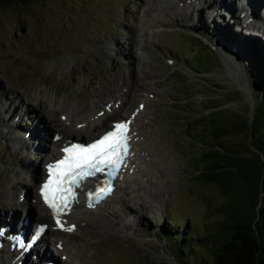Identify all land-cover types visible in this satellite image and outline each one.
I'll list each match as a JSON object with an SVG mask.
<instances>
[{"label":"rangeland","instance_id":"374dc122","mask_svg":"<svg viewBox=\"0 0 264 264\" xmlns=\"http://www.w3.org/2000/svg\"><path fill=\"white\" fill-rule=\"evenodd\" d=\"M180 6L178 0L0 2V212H24L35 200L32 211L42 213L36 194L41 175L36 181L21 166L37 163L42 174L48 154L38 162L39 154L11 141L13 131L20 134L28 127L20 112L30 113V123H36L37 114L51 135L54 125L65 120L62 108L77 107L82 116L94 109L93 102L123 98L126 113L109 116L106 128L110 120L126 119L138 103L145 105V119L159 122L154 143L160 169L149 180L152 186L143 183L138 195L126 189L113 194L125 195L124 204L132 211L125 212L116 198L110 215L91 214L90 223H75L71 232L46 228L39 247L53 250L52 240L64 242L62 247L75 257L69 264H212L210 238L223 220L225 197L214 181L198 174L212 163V157L202 155L209 143L231 146L246 138L229 128L239 119L249 121L258 99L252 89L254 69L245 55H264V35L240 32L238 12L236 18L223 19L205 10L203 17ZM178 11H187V18L182 20ZM222 54L239 63L236 74L226 72ZM6 99L15 110L9 122ZM208 119L224 125L219 139L197 129ZM65 126L62 140L91 139L105 129L86 137L84 130ZM97 223L108 226L98 228ZM178 229L181 237H192L179 241ZM51 253L44 260L60 264L63 257Z\"/></svg>","mask_w":264,"mask_h":264},{"label":"bare ground","instance_id":"6f19581e","mask_svg":"<svg viewBox=\"0 0 264 264\" xmlns=\"http://www.w3.org/2000/svg\"><path fill=\"white\" fill-rule=\"evenodd\" d=\"M178 1L181 4L180 7L195 10L198 11L199 13L202 12L200 16L203 15L206 10L210 12L209 16L211 17H218L223 19L228 17V19L230 18L232 19V18H236L235 13L238 12V17L236 19L238 21L237 23L239 24L240 32L243 29L249 31L248 33L251 35L254 33V36L264 35V0H178ZM178 12L180 13V17L182 18V20L187 18L188 15L187 11L186 12L178 11ZM204 16L205 15H203V17ZM229 57L226 54L222 56V59L224 60L225 63V70L228 74L234 75L237 73L240 66L238 62H237L238 65H236L235 59H229ZM122 91H124V89L121 90V94L119 93V95L121 96L125 94L124 92L122 93ZM151 92L152 91H150V95ZM143 93L144 95L149 94L148 92H143ZM140 98L142 99V97ZM6 101H8V105L5 104L6 105L5 109L9 110L8 112L9 116L7 121L9 122V120L13 116L12 111L15 110H11V105H12L11 100L6 99ZM145 101H148V99L145 98ZM98 103L102 105L101 108L100 106H98ZM123 104H124L123 98L120 99L118 98L113 102L112 101L105 102L103 100L101 101L100 99V101H98L97 103L93 102L94 109L93 110L91 109V112H86V113L84 112L85 114L82 116H78L79 109H77V107L71 106L65 109L62 108V110L64 111H62L61 115L65 116V120L61 125L62 128L60 125H54V128L52 129L55 132L54 134H56L57 136V134L60 135L61 132L65 130L64 128L66 127L65 125L67 126L69 125L73 127L76 126L80 131L84 130L85 132H87L86 133L87 135H85L86 137L88 136L93 137V135L97 132L98 128L100 127L106 128V124H107L106 121L109 118V116L120 114L123 112L126 113ZM59 106H55V107H59ZM145 109L146 108L144 103H138L136 107H133L131 113H129V115L126 117L128 121V129H129L128 132H129V140L131 145L130 155L127 162V167L120 175L117 181L116 189L114 190L113 194H115V192L116 193L123 192L124 194L125 192L122 190L126 189L131 194L136 195L146 187L145 185H143V183L148 186H152L151 183L152 181L150 182L149 180H152L151 178H153L154 174L157 173L160 169L159 160L157 159V155H155V152L157 150V147L155 146H157L158 143L157 142L154 143L156 140H158L157 138L158 133L155 134L156 132L155 130L157 129L156 126L158 125L159 122L156 118L154 119L152 117L145 119L146 118L144 117L146 114ZM20 116L21 117L23 116V118L25 116L24 119L26 122L25 125H28V127L25 126V128L21 129L22 130L21 132L23 133L20 134H18L17 132L18 129L13 131L16 132L17 134L14 133L13 136L12 134H10L12 136L11 141L13 140L15 144L20 143L21 146L25 148H29L35 151L36 154H39L38 162L42 161L41 159H43L42 157L43 154H48L50 156H53V154L55 153L53 150L54 147L55 146L57 148L60 147L59 143L63 141L61 139L62 136L58 135L57 138L54 141H52L51 137L53 133H50L51 135H49L48 133V130H50V126H48L47 123L44 122L42 118H39L37 114L35 116L36 123H33V121L30 123V113L26 112V110L23 111V113L20 112ZM12 123L7 124L5 127L8 128L13 126L14 122ZM5 134L6 133H3V135ZM65 138H67V136ZM161 157L164 158V160L166 159V161L170 160L169 157L164 154L163 155L161 154ZM24 164L25 163H23V165ZM23 165L21 166L22 172L24 171L25 173H27L37 181V179H39L41 175L40 168L38 169V164L35 163L31 165L30 164H25L24 166ZM124 196L125 195L122 194H119L118 196L112 195L105 202H102L99 205L94 206L93 208H88L84 202V198L79 197L78 199L74 200L71 203V206L68 209L65 210V213L62 217V221H63L62 224L66 227V231L71 232L73 229L68 230L67 225L73 224V226H75V223L84 222V221L86 223V220L87 222L89 221L88 223H90L91 214L94 213L100 214L101 212H103L106 213L107 215L108 214L110 215L111 214L110 205L113 203V201L117 200L116 198H118V200L121 202L123 201V205H125L126 207L125 212L132 211V209L128 207L126 203L124 204ZM16 203L18 202L16 201L15 204ZM36 204L37 203L34 200L32 204L33 206L29 205L28 208L21 213L0 212V225L2 226L0 229H3L4 233L10 231V228L5 225V223H7L5 219L7 220L8 218L9 220L12 219L13 221H15V226H18L20 224V220L22 217H28L30 225L39 221L40 219H43L46 211L41 207L40 203H38L39 205H37L39 209L38 211H42L43 213L38 214L37 212L35 213L34 211H32L34 208H36ZM96 225L98 226V228L99 227L105 228L108 226L106 223H97ZM49 226L52 228L54 224L50 223ZM1 239L3 238L0 237V240ZM52 242H54L55 253L60 254L63 257V260L61 261L59 260L60 264H69L70 259L75 258L73 256L74 253H70V251L68 252L66 247H62V244L64 242L62 244L60 240L58 241L52 240ZM51 251L52 250L50 248L47 250L44 247H42L40 251H38L36 255V259L30 260L29 262L26 261L24 263L21 261L20 264H45L46 260L44 259L50 257V255L52 256ZM13 256L14 254L9 253V251L7 250H0V264H18L19 261H13ZM53 261L55 264H58V261L55 260Z\"/></svg>","mask_w":264,"mask_h":264},{"label":"trees","instance_id":"16d2710c","mask_svg":"<svg viewBox=\"0 0 264 264\" xmlns=\"http://www.w3.org/2000/svg\"><path fill=\"white\" fill-rule=\"evenodd\" d=\"M28 1L0 0V2L5 3L16 2L21 4ZM194 38L204 43L200 38ZM230 39H226L228 46L233 45ZM203 45H206L211 52L214 50V48L211 50L205 43ZM242 48L240 47L239 50H242ZM263 56L261 54L250 55L249 53L245 55V58L254 69L255 79L253 80L252 89L257 92L258 99L254 103L249 121L245 122L243 119H239L231 124L229 128L230 130H237L239 134L245 135L246 138L244 139L243 136L241 142L232 143L231 146L216 142L209 143L210 147H207L202 155V159L212 157V163L210 166H203L205 167L203 173L200 171L198 174L200 176L204 174L203 178L214 181L225 197L220 207L223 212V220L210 238L212 264H264ZM243 63L245 64V62ZM215 107L217 106H212V109ZM257 112L259 115H257ZM210 114H212V111L200 116L199 120H205V116ZM197 127L201 133L211 139H219L222 132H224L223 129H225L220 119H215V121L208 119V122L203 125L199 124ZM241 150H244V152ZM180 230L178 229L176 233L179 236L176 239L179 241L184 242L187 237H192L188 235L181 237L183 231ZM169 232H172V230L169 229ZM171 238L174 237L171 236ZM176 252L181 255L183 249L178 246ZM182 263L187 264V261L177 262V264Z\"/></svg>","mask_w":264,"mask_h":264},{"label":"snow or ice","instance_id":"6c2138e0","mask_svg":"<svg viewBox=\"0 0 264 264\" xmlns=\"http://www.w3.org/2000/svg\"><path fill=\"white\" fill-rule=\"evenodd\" d=\"M128 131L127 122L117 123L113 131L88 147L73 145L65 148V159L48 166V178L40 187V196L54 216L74 199L73 187H79V181L92 175L93 171H102L101 165L119 170L128 155Z\"/></svg>","mask_w":264,"mask_h":264}]
</instances>
